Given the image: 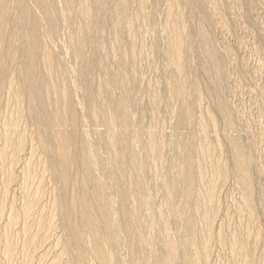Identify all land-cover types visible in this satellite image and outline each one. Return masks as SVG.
Returning <instances> with one entry per match:
<instances>
[{
  "label": "bare ground",
  "instance_id": "6f19581e",
  "mask_svg": "<svg viewBox=\"0 0 264 264\" xmlns=\"http://www.w3.org/2000/svg\"><path fill=\"white\" fill-rule=\"evenodd\" d=\"M262 77L264 0H0V264H264Z\"/></svg>",
  "mask_w": 264,
  "mask_h": 264
},
{
  "label": "rangeland",
  "instance_id": "374dc122",
  "mask_svg": "<svg viewBox=\"0 0 264 264\" xmlns=\"http://www.w3.org/2000/svg\"><path fill=\"white\" fill-rule=\"evenodd\" d=\"M252 59H253V60H252ZM255 60H257L255 57L251 58V61H250L251 63L249 64L250 67H251V66H255V65L257 64V61H255ZM254 62H255V64H254ZM150 68H152V67H150V66L148 67V66H147V67L145 68V70H147L149 73H150V72L152 73V69H150ZM147 71H146V73H148ZM146 75H147V77H148V75H150V74H146ZM261 79L264 80L263 77H262ZM260 82H263V81L260 80ZM260 82H259V83H260ZM227 97H228V98H227ZM231 97H232V95H231V96H228V95L226 96L227 100L229 101L228 104H229V105L232 104V105L230 106L231 108H232V106L234 105L235 107H233L232 109L235 110V108H237V107L239 106V103L236 101V100H238V99H237V98H234V100H233V97H232V99H231ZM242 98H243V96H242ZM245 98H246V97H244V99H245ZM239 100H240V97H239ZM245 100H246V99H245ZM233 101H234V103H232ZM204 103L206 104V101H204ZM241 107H243V106H240V108H241ZM247 107H249V106H248V105H246V106L244 105V107H243L244 109H243V110H245V108L247 109ZM262 108L264 109V107H262ZM245 111H246V110H245ZM262 111H264V110L261 109V112H262ZM262 113H264V112H262ZM262 115H264V114H262ZM165 116H167V114H166ZM168 116H169V115H168ZM168 116H167L166 118H168ZM242 116H243V115H242ZM168 119H169V118H168ZM168 119H167V121H168V123H169V122H170V119H169V120H168ZM262 119H264V116H263L261 119L258 120L259 122L257 121L258 123H256V126H255L254 123H253V125H250V127H249L250 130H251L252 127H253V128H256V129H253V128H252L253 130H251V131H252V132L255 131V132H253V134H252L251 131H250V136H252V138H253V136H254V137H257V138H258V136H259V138L262 136V135H260V134H262V132H260V131L257 129L258 127H261V124H263L262 122H263L264 120H262ZM242 120H243V119H242ZM244 120L247 121V122H249L250 124H252V122H250V118H249V120H247L246 118H245ZM167 121H166V122H167ZM166 122H165V128H166V129H165V132L168 133V132L170 131V127H169V126H170V123H169V124H168V123L166 124ZM260 122H261V124H260ZM167 125H168V126H167ZM257 125H259V126H257ZM166 126H167V127H166ZM263 126H264V124L262 125V127H263ZM167 128H169V129H167ZM166 130H167V131H166ZM239 130H240V129H239ZM239 130H238V131H239ZM238 131L236 132L237 135H239V134L241 133V132H240L241 130L239 131V133H238ZM259 132H260V133H259ZM258 133H259V134H258ZM257 134H258V136H257ZM237 135L234 134V136H237ZM263 135H264V132H263ZM259 138H258V139H259ZM261 138H262V145H263V146L261 145V147L263 148V147H264V136L261 137ZM261 138H260V139H261ZM263 150H264V148H263ZM257 155H258V154H257ZM257 158H259V157L257 156ZM257 158H255V159H256V160H255L256 162L259 161ZM261 158H262V159H261ZM261 160H262V162H259V163H261V164L263 165V164H264V163H263V157H260V161H261ZM255 168H256V166H255ZM255 168H254V169H255ZM257 170H258V169L254 170V173H255V172L258 173L259 171H257ZM256 173H255V176L257 175V178L260 177L259 179L256 178V182H257V180H258V181L261 180V181H260V185H259V182H257L258 184L256 183L257 186H259L257 189L260 188V189L258 190V191H259V194H258V196L256 197V202H257V203H260V202H261L260 205H262V204L264 205V194L261 195L262 192L264 193V191H263V189H264L263 184H264V183L262 182L263 179H264V175H263V174H264V168H263V171H262V172H259L258 174H256ZM258 175H259V176H258ZM261 175H263V176H261ZM261 177H262V179H261ZM230 181H232V180H229V181H228V182H229V183H228V186H230V187L225 186V188H224V189L222 188L221 191H220V192L222 193V194L220 193V200L223 199V200H222V202H223L222 204L225 203V200H226V201H229V199L231 198L230 196H235V195H237V193H236L235 191L232 190V189H233V187H232V184H233V183H231ZM257 186H256V187H257ZM226 188H227V189H226ZM228 188H229V189H228ZM225 189H226V191H225ZM261 190H262V192H261ZM225 192H226V194H225ZM229 192H230V193H229ZM233 193H234V195H233ZM235 193H236V194H235ZM224 194H225L226 196H225ZM261 196H263V197H261ZM226 197H227V198H226ZM258 197H259V198H258ZM224 198H225V199H224ZM258 199H259V200H258ZM262 200H263V202H262ZM262 224H263V222H262L261 220H258V225H259V227L262 228V230H263L264 227H263ZM260 225H262V226H260ZM214 253H215L214 255H216V252H214ZM221 253L224 254L225 252L221 251ZM223 254H222V255H223ZM218 264H220V263H218Z\"/></svg>",
  "mask_w": 264,
  "mask_h": 264
}]
</instances>
